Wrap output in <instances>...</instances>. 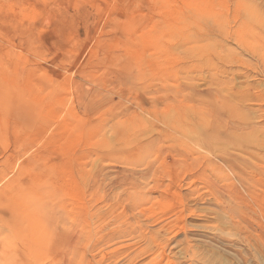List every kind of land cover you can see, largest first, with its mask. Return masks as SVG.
I'll list each match as a JSON object with an SVG mask.
<instances>
[{"label": "rangeland", "instance_id": "374dc122", "mask_svg": "<svg viewBox=\"0 0 264 264\" xmlns=\"http://www.w3.org/2000/svg\"><path fill=\"white\" fill-rule=\"evenodd\" d=\"M263 64L264 0H0V264H264Z\"/></svg>", "mask_w": 264, "mask_h": 264}, {"label": "bare ground", "instance_id": "6f19581e", "mask_svg": "<svg viewBox=\"0 0 264 264\" xmlns=\"http://www.w3.org/2000/svg\"><path fill=\"white\" fill-rule=\"evenodd\" d=\"M256 58V57H255ZM264 65V64H263ZM60 239V238H59ZM52 249H55V248H52Z\"/></svg>", "mask_w": 264, "mask_h": 264}]
</instances>
